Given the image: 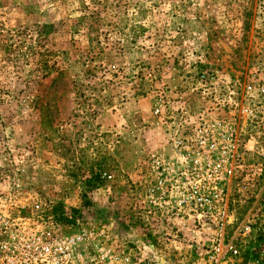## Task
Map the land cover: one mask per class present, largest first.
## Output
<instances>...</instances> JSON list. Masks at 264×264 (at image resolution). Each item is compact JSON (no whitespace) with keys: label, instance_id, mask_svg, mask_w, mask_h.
I'll return each instance as SVG.
<instances>
[{"label":"rangeland","instance_id":"1","mask_svg":"<svg viewBox=\"0 0 264 264\" xmlns=\"http://www.w3.org/2000/svg\"><path fill=\"white\" fill-rule=\"evenodd\" d=\"M198 113L232 125L224 226L148 199L168 128ZM0 195L103 222L140 261L203 264L222 233L223 264H264V0H0Z\"/></svg>","mask_w":264,"mask_h":264},{"label":"built area","instance_id":"2","mask_svg":"<svg viewBox=\"0 0 264 264\" xmlns=\"http://www.w3.org/2000/svg\"><path fill=\"white\" fill-rule=\"evenodd\" d=\"M221 95L218 104L228 105L227 95ZM153 113L162 116L163 110L157 107ZM188 117L168 128L165 148L169 147V153L152 159L149 203L169 209L171 215L191 217L196 226H224L223 186L231 168L225 166L221 172L212 165L231 159V121L205 113ZM102 178L110 179L106 174ZM243 231L249 233L250 226ZM235 243L236 238L227 240L219 233L208 244L196 246V253L203 264H223L239 256ZM151 256L140 261L132 252L119 250L110 242L103 222L76 218L73 224L63 223L48 204L16 202L0 195V264H161Z\"/></svg>","mask_w":264,"mask_h":264},{"label":"trees","instance_id":"3","mask_svg":"<svg viewBox=\"0 0 264 264\" xmlns=\"http://www.w3.org/2000/svg\"><path fill=\"white\" fill-rule=\"evenodd\" d=\"M58 208L60 210L57 209V206H56V209L54 210V212L57 214V219L63 223L73 224L75 222V219L78 218L79 216L76 210H73L72 212L67 214L66 212L62 211L61 207H58Z\"/></svg>","mask_w":264,"mask_h":264}]
</instances>
